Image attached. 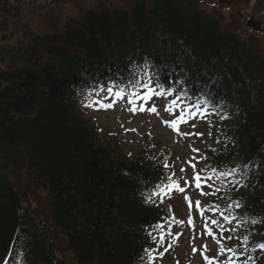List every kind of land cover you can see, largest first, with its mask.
<instances>
[{"label":"trees","instance_id":"trees-1","mask_svg":"<svg viewBox=\"0 0 264 264\" xmlns=\"http://www.w3.org/2000/svg\"><path fill=\"white\" fill-rule=\"evenodd\" d=\"M82 14L47 33L24 24L9 45L0 39V264H62L52 229L75 264L145 263L156 242L148 233L156 237L172 207L154 195L145 202L167 183L165 157L151 144L126 152L83 113L87 97L104 92L90 85L117 75L133 97L147 89L124 85L150 80L163 97L214 113L203 169L234 168L228 179L239 183L218 181L211 204L241 221L235 249L251 264L264 243V56L256 44L194 0H126ZM13 164H26L46 191L43 211L28 204Z\"/></svg>","mask_w":264,"mask_h":264},{"label":"rangeland","instance_id":"rangeland-1","mask_svg":"<svg viewBox=\"0 0 264 264\" xmlns=\"http://www.w3.org/2000/svg\"><path fill=\"white\" fill-rule=\"evenodd\" d=\"M194 1L205 13L216 17L222 26L239 37L249 39L256 44L264 56V0ZM125 2L126 0H0V29L4 30L0 31V39L6 35L8 39L5 38L2 41L9 45L17 41L18 38H15V34L22 29L24 24L35 32L47 33L62 26L68 18L83 15L82 13L88 9H99L106 6L122 7ZM251 17L261 27L260 30L254 28L255 23L252 26L248 25ZM10 33L12 36L9 35ZM13 39L15 40L13 41ZM116 91L119 90H114L111 95L104 91L93 95L91 100L83 102L84 115L91 119L90 122L97 123L98 128H101L102 136L106 137L108 142L110 141L108 138L114 137L112 142L120 143L126 152L132 150L138 152L140 148L144 149L143 146L147 148L151 144L156 154H163L164 157H167V163L171 166L168 169L170 171L168 175L174 172V179L179 180L180 187L185 189L183 192L173 189L170 194L163 196V202H166L167 206L172 205V207L170 208V217L161 223L163 228H157V240L153 248L156 250L153 253L155 259L151 261V264H207L204 256L212 260V264H228L229 256H232L234 264H248V261L239 259L237 253L232 255L225 252L221 255L219 252L221 244L225 248H235L238 243L239 227L234 234L224 232L225 237L230 234L233 235L231 240H221L218 228L210 223L211 219H219L220 223H224L219 217V212L214 214L210 210L205 211L204 215L209 217V227H212L216 234L217 239L214 240L206 234L205 221L196 208L195 202L200 201L202 208L210 209L216 197L219 196L218 193L201 195L200 189H196L192 183L194 170L191 166V164H195V171L197 172L203 169V159L200 157L204 156L205 147L216 134L215 119L212 116H207L209 114L207 111L184 104L174 95L163 98L152 95L151 99L148 100L143 99L142 95L132 100L126 98L125 94L122 97L116 96ZM174 100L176 101L175 105L172 104ZM93 101L103 104L111 103L112 107L101 108L98 103H93L91 107L85 106ZM134 105L137 108L143 105L146 110L131 111L130 109ZM152 106L156 107V112L147 111V108ZM167 108H171V111H166ZM203 112L207 113L204 117ZM180 116H184L187 123L179 125V132L174 131L164 123L165 120L171 121ZM193 124L195 127L192 126ZM126 129H136V131H126ZM182 133H202L203 135H182ZM192 149L199 151L193 152ZM193 157L196 159H192ZM190 160L191 163H189ZM182 167L185 169L183 173L180 171ZM9 172L13 180L25 188L27 202L33 206L34 211H43L46 191L41 185L34 186L32 182L34 179L33 171L26 164L22 166L13 164L10 166ZM182 177L189 181L187 186ZM218 181L221 180L214 177L215 184ZM203 191L209 193L212 189L204 187ZM186 196L192 202L191 208H189L188 200L185 199ZM156 198L161 201V196L157 195ZM167 200L169 201L167 202ZM189 216L192 217L193 221L191 225L188 223ZM178 221H183V223H178ZM225 226L231 228L234 226V222ZM169 229L172 235L168 234ZM162 232L164 241L160 243ZM51 233L60 262L62 264H75V256L67 248L63 235L53 229ZM169 245L171 246L169 247ZM194 248L196 249L195 252H193ZM159 253H163V255L161 256ZM259 254L258 264H264V252ZM253 258L254 262L256 257ZM144 264H149L148 255L145 257Z\"/></svg>","mask_w":264,"mask_h":264},{"label":"snow or ice","instance_id":"snow-or-ice-1","mask_svg":"<svg viewBox=\"0 0 264 264\" xmlns=\"http://www.w3.org/2000/svg\"><path fill=\"white\" fill-rule=\"evenodd\" d=\"M122 79H123L122 77H119V75H117L116 79L108 78L106 83L105 82H99L98 84H91L90 87H92L93 90H95L97 87H99L100 91H105L107 94L111 95L113 93V89L114 88H119L120 87L118 81H120ZM150 84H151L150 80L147 83L139 84L138 81H135L133 79V80H129L128 83H126L124 85V88H128L129 85L132 88H136L137 86L146 88L147 91L143 94V99H145V100L151 99V96L153 94H155V95H163V93L155 92V90L150 86ZM161 87H163V86L161 85ZM115 95L118 96V97H122L124 95V90L121 89L119 91H116ZM87 98L89 100L91 99L90 96L87 97ZM93 103H98L99 107L105 108V109L112 107L111 103L103 104V103H99V102H96V101H93L92 103H89V104H87L85 106L86 107H91ZM172 104L175 105L176 101L175 100L172 101ZM130 110L131 111H145L146 109L144 108L143 105H141L139 108L135 107V105H134L133 108L130 109ZM165 110L166 111H171V108H167ZM147 111L156 112L157 109H156L155 106H152V107L147 108ZM193 115H195V113H193ZM222 118H226V117H222ZM164 123L166 125H168L170 128H172L174 131L179 132L180 131L179 125L181 123H187V121L185 120L184 116H180L177 119H174V120H171V121L165 120ZM192 126L195 127L194 124ZM126 131H136V129H126ZM209 134H211V133H209ZM149 135H151V134H149ZM182 135H197V136H201L203 134L202 133H182ZM217 142H219V141H217ZM192 151L193 152H198L199 150L198 149H192ZM212 151L215 152V149H212ZM192 159H196V158L193 157ZM200 159L207 160L209 158L207 156H202V157H200ZM189 163H191V160L189 161ZM191 166H192V168L194 170L193 171V177H192V183L194 184L196 189H200L201 195H215L216 193L221 191V188L215 186L214 177L220 179L222 184H226L227 183V184H231V185L235 186L236 184L239 183L235 179H231V180L228 179L229 177H234L235 176L236 169H234V168H232V169L225 168L224 170H220L217 167H212L211 165H206L205 169H201L199 172H197V171H195L196 165L195 164H191ZM162 167L164 169H169L171 167L167 163V157H165ZM180 171H181V173H183L185 171V169L182 167L180 169ZM174 177H175V173L173 172V173H171L170 175H168L166 177L167 183H164L162 181L160 184H157L156 185V191H153V192L149 193V198H147L145 200V202L146 203H151L152 201H151L150 197L153 196V195L161 196V202H163V196H166V195L170 194L173 189H176V190H178L180 192H183L185 189L183 187H180L179 180L174 179ZM183 179H184L185 185L187 186L189 184V181L187 180V178H183ZM204 187H208V188L212 189V191L209 192V193H205L203 191ZM185 199L188 200L189 208H191L192 207L191 200L187 196L185 197ZM195 203H196L197 210L199 211L201 217L205 221L204 228H205V232H206V234L208 236H211L214 240L217 239L216 238V234L213 231L212 227H209V217H206L204 215L205 211L210 210L214 214L217 211H219V217L222 218V220L224 222V223H220L219 219H211L210 220L211 225L216 226L218 228V230L220 232V239L221 240H224V239L231 240L233 238V235H231V234L228 235L227 237H225L224 236V232H229V233H233L234 234L238 230V227H239L241 221H239L236 216L226 215L224 211L220 210V206L217 205V204L212 205L210 207V209H209L207 207L202 208L201 205H200V201H196ZM233 204H234L235 208H237V209L242 207V205H241V203L239 201H234ZM233 204L228 205V210L232 209ZM173 219H174V217H173ZM233 221H236V224L233 227L228 228V227L225 226L226 224L227 225L233 224ZM178 223H183V221H178ZM188 223L190 225L193 223L191 216H189ZM251 223L255 224V223H257V221L252 220ZM154 227L162 229L163 225L157 224ZM193 227H194V225H193ZM168 234L172 235L170 229L168 231ZM148 235L151 237V239L153 241L156 240V237L152 236L151 233H148ZM247 239L248 238L245 236L244 237V242H247ZM163 241H164V234L162 232L161 235H160V243H163ZM217 242L219 243V241H217ZM170 246L171 245H169V247ZM259 247L264 249V244L259 245ZM144 251L149 257V264H151V261L155 259V256L153 255V253H155L156 250L155 249H145ZM165 251H167V249H165ZM195 251H196V249L194 248L193 252H195ZM236 251L237 250L235 248H225L222 244H221V246L219 248V252H220L221 255H223L225 252H228V253H231L232 255H235ZM159 255L162 256L163 253H159ZM204 259L207 262V264H212V260H210L207 256H204ZM249 259H251V258H249ZM228 264H234V262L232 261V256H229Z\"/></svg>","mask_w":264,"mask_h":264},{"label":"water","instance_id":"water-1","mask_svg":"<svg viewBox=\"0 0 264 264\" xmlns=\"http://www.w3.org/2000/svg\"><path fill=\"white\" fill-rule=\"evenodd\" d=\"M3 38H5V37H3Z\"/></svg>","mask_w":264,"mask_h":264}]
</instances>
